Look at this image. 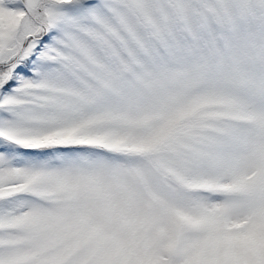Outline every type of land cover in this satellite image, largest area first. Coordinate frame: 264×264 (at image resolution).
I'll return each instance as SVG.
<instances>
[{
	"label": "snow or ice",
	"instance_id": "6c2138e0",
	"mask_svg": "<svg viewBox=\"0 0 264 264\" xmlns=\"http://www.w3.org/2000/svg\"><path fill=\"white\" fill-rule=\"evenodd\" d=\"M0 264H264V0H0Z\"/></svg>",
	"mask_w": 264,
	"mask_h": 264
}]
</instances>
